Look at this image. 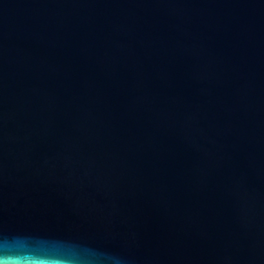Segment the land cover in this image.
Masks as SVG:
<instances>
[{
    "label": "water",
    "instance_id": "obj_1",
    "mask_svg": "<svg viewBox=\"0 0 264 264\" xmlns=\"http://www.w3.org/2000/svg\"><path fill=\"white\" fill-rule=\"evenodd\" d=\"M0 264H264V0H0Z\"/></svg>",
    "mask_w": 264,
    "mask_h": 264
}]
</instances>
